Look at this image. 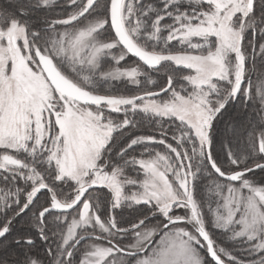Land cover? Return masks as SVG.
Here are the masks:
<instances>
[{"label":"snow or ice","instance_id":"1","mask_svg":"<svg viewBox=\"0 0 264 264\" xmlns=\"http://www.w3.org/2000/svg\"><path fill=\"white\" fill-rule=\"evenodd\" d=\"M0 264H264V0L0 7Z\"/></svg>","mask_w":264,"mask_h":264},{"label":"trees","instance_id":"2","mask_svg":"<svg viewBox=\"0 0 264 264\" xmlns=\"http://www.w3.org/2000/svg\"><path fill=\"white\" fill-rule=\"evenodd\" d=\"M7 3H8V0H0V7H6L7 6ZM133 60L135 58H132ZM131 63V61H129ZM255 79V77H253ZM133 86L129 85V88H131Z\"/></svg>","mask_w":264,"mask_h":264}]
</instances>
